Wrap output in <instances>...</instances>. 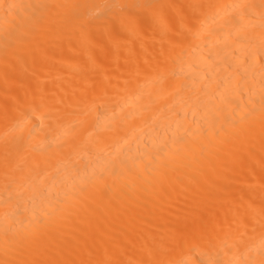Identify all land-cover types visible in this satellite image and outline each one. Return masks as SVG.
<instances>
[{"label": "bare ground", "instance_id": "6f19581e", "mask_svg": "<svg viewBox=\"0 0 264 264\" xmlns=\"http://www.w3.org/2000/svg\"><path fill=\"white\" fill-rule=\"evenodd\" d=\"M0 264H264V0H0Z\"/></svg>", "mask_w": 264, "mask_h": 264}]
</instances>
